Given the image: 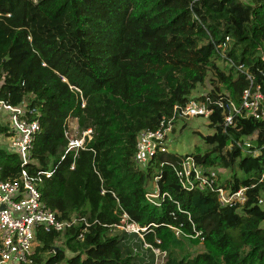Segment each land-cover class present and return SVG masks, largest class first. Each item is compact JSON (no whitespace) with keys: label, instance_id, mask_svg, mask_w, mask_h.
I'll return each mask as SVG.
<instances>
[{"label":"trees","instance_id":"16d2710c","mask_svg":"<svg viewBox=\"0 0 264 264\" xmlns=\"http://www.w3.org/2000/svg\"><path fill=\"white\" fill-rule=\"evenodd\" d=\"M207 79L209 92L192 97ZM0 82L1 100L39 111L26 167L52 172L38 185L43 200L61 219L90 223L38 229L33 264H146L126 231L112 234L124 214L146 228L143 241L165 253L163 264H264V119L230 108L246 89L264 92V0H0ZM195 98L214 101L213 132L201 133L204 147L192 154L229 169L222 185L247 187L244 204L185 190L173 167L180 154L159 153L146 168L135 161L139 132ZM69 116L93 129L78 154H65ZM10 133L0 121V134ZM246 137L250 147L240 145ZM22 169L19 155L0 147V180ZM155 177L170 195L160 206L146 198Z\"/></svg>","mask_w":264,"mask_h":264},{"label":"built area","instance_id":"2783aa9c","mask_svg":"<svg viewBox=\"0 0 264 264\" xmlns=\"http://www.w3.org/2000/svg\"><path fill=\"white\" fill-rule=\"evenodd\" d=\"M213 102L211 98L191 99L186 105H176L173 114L164 117L158 128L141 130L137 137L134 156L138 166L146 168L157 154L170 153V135L174 132L179 120L192 117H204L209 120L214 111L211 107ZM215 103L223 105L221 99ZM82 105L84 107L85 102ZM230 106L235 114L264 119V92L259 85L256 88L246 89L243 92L241 104L231 102ZM2 115H6L7 118L5 119ZM39 115V111L31 107L27 101L13 105L0 99V118H4L11 132L7 135L10 139L9 150L19 155L23 166L18 178L0 180V264H33L38 245L37 231L40 228L47 232H65L80 221H85L87 226L90 225L84 217L73 216L70 219H61L58 212L45 203L38 187L42 175L51 176L52 172L40 171L37 175H33L26 167L35 162L32 158V150L35 139L41 131ZM233 119V115L229 114L226 117L227 124H232ZM0 121L2 122L1 119ZM65 135L68 139L65 154L70 152L78 154L80 150L87 148L88 142L93 138V129L81 131L77 117L69 116L65 124ZM240 145L250 147L252 137L244 138ZM175 154L179 153L175 152ZM180 155V161L173 167L185 190L215 191L222 206L245 203L247 187H241L236 191L230 187H224L215 168L204 167L192 153ZM157 179L158 177H155L153 180L146 198L149 202L160 206L162 199L170 195L161 192ZM123 221L127 222L126 225L121 223L118 226H122L127 233H142L146 230L130 220L128 214L123 215ZM176 234L178 236L181 234L178 229ZM145 247L154 249L149 243H146Z\"/></svg>","mask_w":264,"mask_h":264},{"label":"rangeland","instance_id":"374dc122","mask_svg":"<svg viewBox=\"0 0 264 264\" xmlns=\"http://www.w3.org/2000/svg\"><path fill=\"white\" fill-rule=\"evenodd\" d=\"M222 66H225V62H220ZM212 77V73L209 72V78ZM210 79H207L205 84H200L193 91L192 97L204 95L209 92L211 89ZM1 84V82H0ZM3 116V115H2ZM5 119L6 115L3 116ZM4 118H0L3 123H5ZM213 132V129L209 126V120L204 117H192L188 119L179 120L176 123L174 132L170 135V153H192L196 151V147H204V141L202 139L203 134H208ZM6 135L0 134V147L9 150L10 139L4 138ZM4 139V140H3ZM219 175L220 182L226 181L231 175L229 169L224 168H215ZM153 180L149 184V188L152 186ZM263 204H264V195H263ZM126 225L127 222H122ZM122 224V225H123ZM123 227L117 226L112 230V234H122L125 230ZM136 232L127 233L128 235L125 237V242L128 245V249L133 252V254H137L140 258L144 259V263L149 264L152 259L151 252L147 250L145 247L147 242L144 240V235L142 233H136L138 236H134L133 234ZM143 241V242H142ZM150 248V247H149ZM202 246H198L197 250H201ZM155 253V263L163 264L165 261V254L160 252L158 248L152 249ZM162 253V254H161Z\"/></svg>","mask_w":264,"mask_h":264},{"label":"crops","instance_id":"0c3cea01","mask_svg":"<svg viewBox=\"0 0 264 264\" xmlns=\"http://www.w3.org/2000/svg\"><path fill=\"white\" fill-rule=\"evenodd\" d=\"M2 135H5V134H2ZM6 137H7V135H6ZM6 137H4V138H6ZM4 140V139H3Z\"/></svg>","mask_w":264,"mask_h":264}]
</instances>
